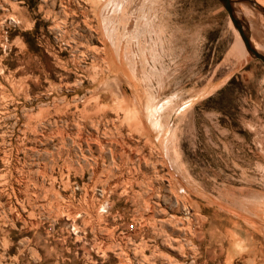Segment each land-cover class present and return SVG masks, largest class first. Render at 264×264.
I'll use <instances>...</instances> for the list:
<instances>
[{"label": "rangeland", "instance_id": "rangeland-1", "mask_svg": "<svg viewBox=\"0 0 264 264\" xmlns=\"http://www.w3.org/2000/svg\"><path fill=\"white\" fill-rule=\"evenodd\" d=\"M253 145L264 64L217 0H0V264H243L206 199Z\"/></svg>", "mask_w": 264, "mask_h": 264}, {"label": "crops", "instance_id": "crops-1", "mask_svg": "<svg viewBox=\"0 0 264 264\" xmlns=\"http://www.w3.org/2000/svg\"><path fill=\"white\" fill-rule=\"evenodd\" d=\"M136 44L134 51L139 50L140 42ZM261 147H249L253 148L251 164L239 171L241 175L245 172V183L225 188L221 201L206 199L208 226L237 244L243 264H264V155L259 153ZM214 212L220 219L214 221Z\"/></svg>", "mask_w": 264, "mask_h": 264}, {"label": "water", "instance_id": "water-1", "mask_svg": "<svg viewBox=\"0 0 264 264\" xmlns=\"http://www.w3.org/2000/svg\"><path fill=\"white\" fill-rule=\"evenodd\" d=\"M220 5L222 6V8L225 10L230 23L232 24V26L234 27V29L236 30V32L238 33L241 42L243 44L244 49L247 51V53L249 54V56H251L252 58L259 60L261 63L264 64V54L258 50H256L252 44L249 42V36H248V32H247V28L245 27L244 22L235 15V11L233 8V4L235 1L237 0H217ZM248 3H250L253 6H256L258 8H262L260 5H258L255 1L253 0H245ZM263 239H264V231H263Z\"/></svg>", "mask_w": 264, "mask_h": 264}, {"label": "bare ground", "instance_id": "bare-ground-1", "mask_svg": "<svg viewBox=\"0 0 264 264\" xmlns=\"http://www.w3.org/2000/svg\"><path fill=\"white\" fill-rule=\"evenodd\" d=\"M243 9H245V8H243ZM243 11H245V12H247V13L249 12V10H247V9H245V10H243ZM239 12H241V11H239ZM241 13H242V12H241ZM241 13H240V14H241ZM243 14L245 15V13H243ZM243 14H242V15H243ZM253 14H254V13H253ZM250 15H251V14H249V16H250ZM258 20H259V19H258ZM245 26H246V25H245ZM262 27H263V26H262ZM248 36H249V35H248ZM251 37H252V36H251ZM251 37L249 36V42L252 44V38H251ZM258 45H259V44H258ZM252 46H253V44H252Z\"/></svg>", "mask_w": 264, "mask_h": 264}]
</instances>
